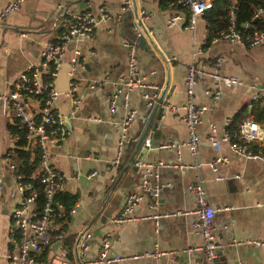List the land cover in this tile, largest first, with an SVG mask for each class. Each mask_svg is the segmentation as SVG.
Instances as JSON below:
<instances>
[{
  "label": "crops",
  "instance_id": "crops-1",
  "mask_svg": "<svg viewBox=\"0 0 264 264\" xmlns=\"http://www.w3.org/2000/svg\"><path fill=\"white\" fill-rule=\"evenodd\" d=\"M7 1L0 0V10ZM123 1L22 0L20 7L0 23V91H7L29 63H37L41 49L57 35L60 26L53 25V18L60 8L67 7L74 13L88 10L97 20L89 40L66 46L54 80L59 96L53 109L65 116L68 132L59 147L47 145L48 162L64 175L63 191L76 196L74 212L69 214V221L64 223L65 233H62L72 235L70 258L57 239L60 256H49L50 244L57 241L50 240L48 246L38 252V260L43 264H75V256L78 257L75 244L80 243L82 237L80 239L79 236L85 232L89 234L85 256L90 259L97 255L103 239L108 241V255H132L153 250L167 252L156 258L139 257L107 264H206L202 238L189 227L195 219L193 214L154 217L178 210L190 211L194 207V199L187 191V185L200 178L205 198L215 209L212 229L218 248L213 264H264V167L258 161L236 155L225 142H220L217 152L205 142L210 124L219 138L225 130L226 120L234 123L236 116L242 120L250 116L254 90L264 86V43L244 46L219 38L204 46L207 28L203 16L197 18L192 29L180 24L167 27L166 18L172 10L168 0H134L140 21L136 24L141 33L133 30L136 19L131 7L127 11L132 23L130 30L138 40L144 39L146 47H139L136 41V64L144 75V82L152 88L127 91L125 106L122 104L123 94L118 95L111 111L109 95L126 70L123 42L127 36L122 27L124 13H120ZM102 11L110 17L119 16L120 21L99 19ZM149 40L167 60L169 83L163 99L171 104H182L185 100L183 80L191 63L197 67L204 66L208 72L235 76L240 83L216 86L209 76L199 75L193 86L192 101L196 105H204L205 109L196 126L202 143L195 153L190 154L184 145L188 132L181 120V111H177L159 116L157 133H152L154 145H157L140 160L134 159L124 170L134 141L153 108H149L142 92L158 91L159 95L166 77L165 64ZM72 49L78 50L79 55L78 65L70 73L68 59ZM217 57L221 60L214 67L213 61ZM70 82L78 100L72 114L70 102L63 95ZM214 87L218 88L217 96H206L205 89ZM27 107L31 116L37 114V101L28 100ZM129 109L135 111L125 131L129 141L122 145L118 155L117 124ZM14 119L17 118L0 111V264H9L5 253L16 248L11 236L10 214L21 200L12 175L2 161L3 154L16 140H11L16 134L9 133L6 128L14 123ZM64 141L66 148L62 149ZM260 142L264 143V140ZM164 143L169 144L170 149L162 147ZM216 154L225 158L217 165V171L223 176L218 180L215 179L216 172L207 165ZM116 157L118 163L114 165ZM35 160L32 157L30 161ZM177 160L196 166L184 171L173 167L157 168L156 178L145 172L144 165ZM149 168L155 173L153 167ZM143 178L148 181L147 187L157 185L159 188L154 203L151 205L150 200H142L136 204L134 216L144 217L142 219L115 222L124 195L138 190ZM56 227L51 222L50 233ZM187 248L192 249L187 253Z\"/></svg>",
  "mask_w": 264,
  "mask_h": 264
},
{
  "label": "built area",
  "instance_id": "built-area-1",
  "mask_svg": "<svg viewBox=\"0 0 264 264\" xmlns=\"http://www.w3.org/2000/svg\"><path fill=\"white\" fill-rule=\"evenodd\" d=\"M172 7L171 13L166 18V26L172 27L182 25L187 29L194 28L198 17L210 10L213 6V0H168ZM22 3V0H8L0 10V23L12 12L16 11ZM131 7V0H124L120 8V13L127 12ZM234 9L232 6L228 13L229 28L227 31H220L210 41L223 39L233 44L254 46L259 43H264V34L255 33L252 36L243 37L235 28ZM104 11V10H103ZM102 11L101 20L113 19L120 21L119 16L110 17ZM252 17L259 19L264 17V9L257 7L252 12ZM97 23L96 18L88 10L72 12L67 7H62L59 13L53 18V25L59 24V29L55 38L45 44L41 49L38 61L36 64L29 63L24 70L10 84L7 91H0V111L3 114H11L19 120V126L25 128V143L17 145L18 138L12 137L15 140L11 147L3 154L2 161L7 170L12 175L15 189L21 194V200L16 205L10 214L11 218V236L14 232L19 234V241L15 244L16 248L5 253V259L9 264H43L37 258L38 252L48 246L50 243V224L55 215L57 205L52 203L53 195L63 191L64 175L54 170L51 166H45L48 160L47 145L59 147L65 135L68 132L66 126V118L61 113L53 109L56 99L59 96L58 91L54 87V80L60 68L61 57L66 51V46L72 42L81 40H89L93 35L94 27ZM133 30L140 32L136 22L133 23ZM141 33V32H140ZM137 37V35L135 34ZM245 42V43H244ZM204 43V42H203ZM126 57L125 74L120 77L116 83L115 89L109 95L108 106L112 111L118 95L123 94L122 104L125 106V94L133 88L148 90L151 85L144 82V75L138 71L135 50L136 41L125 40L123 42ZM79 52L76 49L71 50V55L68 59L70 73H72L78 65ZM221 58L217 57L213 61V66L216 67ZM205 74L209 76L216 86L237 85L240 81L235 76H226L217 73L216 71L208 72L204 66L197 67L193 63L186 68L185 77L183 80L185 100L182 104H171L164 99L158 104L159 115L173 114L181 111V120L188 132V140L184 144L190 154H194L197 146L202 143V140L196 133V126L200 122V116L205 109L204 105H196L192 101L193 86L198 80V76ZM74 86L70 82L68 89L63 92V95L69 100L71 105L70 114L73 113L77 106L78 100L73 94ZM205 95L215 98L218 94V88L212 90L205 89ZM157 93L142 92V97L146 100L149 108L157 102ZM264 99V86H259L254 90L252 100ZM33 99L37 101L38 111L36 115L31 116L28 113L27 101ZM134 110H127V113L119 120L117 152L125 142L129 141L126 136V128L134 116ZM230 120H226V126ZM209 134L205 142L209 143L215 152L219 150L220 142H225L227 147L236 155L246 160L258 161L264 167V154L252 152L246 147V143L252 141L264 140V129L253 120L252 116L243 119L237 126V140L231 141L230 135L224 130L219 138L214 134V126L209 125ZM147 144V141H145ZM162 147L170 149L167 143L162 144ZM13 148H22L30 150V160L32 157L37 158L33 172L26 178L16 170L17 160L11 153ZM32 156V157H31ZM88 158V157H87ZM177 159H179L177 157ZM225 158L216 154L208 162V167L213 172H216L215 179H223L220 172L217 171V165L224 162ZM118 158L116 157L113 164L117 165ZM136 166H139L138 164ZM145 172L156 178L157 168H176L179 171L195 168L193 164H187L177 160L176 162L158 161L154 166L144 165ZM37 167V168H36ZM149 167H153L155 173H152ZM36 169V170H35ZM150 169V172H148ZM92 175V174H90ZM89 175V176H90ZM35 179L41 186L42 203L38 202L39 192L37 188L29 180ZM148 181L143 178L138 186V190H133L126 193L123 197L122 206L119 210L115 222L123 223L129 220L142 219L144 217L134 216V207L142 200H150L151 205L154 203L158 194V186L152 185L147 187ZM2 187V178L0 176V189ZM187 191L194 199V207L190 211L178 210L175 213L157 214L155 218L163 215L172 214H193L195 219L190 222V230L198 234L203 241L202 249L206 257V264H213L215 251L218 245L214 241L212 221L215 213L208 201L205 198L202 181L196 178L187 185ZM149 197V199H148ZM74 212V208L69 210V214ZM78 243L75 244V251L78 254L82 264H107L115 261L133 260L139 257L156 258L167 252L153 250L151 252H143L132 255H108V241L102 240L97 255L90 259L85 256L87 250L86 240L89 234L82 232ZM256 243V242H255ZM192 248H187L186 252H190ZM241 264V263H238Z\"/></svg>",
  "mask_w": 264,
  "mask_h": 264
},
{
  "label": "trees",
  "instance_id": "trees-1",
  "mask_svg": "<svg viewBox=\"0 0 264 264\" xmlns=\"http://www.w3.org/2000/svg\"><path fill=\"white\" fill-rule=\"evenodd\" d=\"M167 0H165L166 2ZM232 6L234 9V21L235 28L239 31L240 35L243 37L252 36L255 33L264 34V17L256 19L252 17V12L255 8L260 7L264 9V0H213V6L210 10L203 14V18L206 22L207 36L205 39V44H208L211 38L215 37L220 31H227L229 28L228 23V13ZM122 27L127 39L132 41H137L138 37L132 34L130 30L132 28V23L130 21L129 12L124 13V18L122 20ZM245 43V42H244ZM244 46H247L246 44ZM250 115L253 120L256 121L259 126L264 129V99L258 98L252 100ZM242 121L236 116L234 118V123L230 122L225 126V131L230 135L231 141L237 140V126ZM7 130L11 134H16L19 144L25 143L24 135L25 128L19 126V120L14 119V123L7 125ZM246 147L252 152L264 154V143L260 141H252L246 143ZM11 153L17 160L16 170L18 173L26 178L31 172H33L38 160L31 163L30 161V150L22 148H13ZM37 188L39 192L38 202L42 203L41 186L37 183L35 179L29 180ZM52 203L57 205L55 208V215L52 220V226H57L54 231L50 233L51 240L60 239L61 247L66 252V256L70 258L69 247L72 241V235L62 234L65 233L64 223H67L70 219L69 210L74 208L76 203V196L69 194L67 192L61 191L53 195ZM12 241L17 243L19 241V234L17 232L13 233Z\"/></svg>",
  "mask_w": 264,
  "mask_h": 264
},
{
  "label": "water",
  "instance_id": "water-1",
  "mask_svg": "<svg viewBox=\"0 0 264 264\" xmlns=\"http://www.w3.org/2000/svg\"><path fill=\"white\" fill-rule=\"evenodd\" d=\"M135 1L132 0V4H131V10L133 13L134 18L136 19V23L139 24L140 21L137 17V8L136 5L134 3ZM138 26V25H137ZM150 43L153 44L152 40H149ZM138 46L141 48L145 47V43H144V39L140 38L138 40ZM153 47L155 49V51L160 55V59L164 62L165 64V70H166V77H165V81L163 84V87L158 95L157 98V102L153 105L152 111L150 113V116L148 117V119L146 120V122L144 123L143 129L140 132V134L136 137V140L134 141V145H133V149L131 151V154L127 160V164L124 168V170L129 166V164L134 160H140L141 157L148 152L151 148L155 147L156 145H154V141H153V132L157 133L156 130V120H158L160 117L159 115V110H158V104L160 103V101H162L165 92L167 90L168 87V83H169V73H168V64H167V60L164 58V56L158 52L156 46L153 44ZM146 48V47H145ZM153 118L155 119V121H153ZM145 141H147V144L145 143ZM66 148V141L63 142L62 145V149ZM49 162L48 160L45 162V166H49ZM132 169H134L133 166H130ZM96 217V214L93 216L91 222L94 220V218ZM90 222V223H91ZM90 225V224H89ZM88 228V227H87ZM87 228H85L84 230H86ZM60 242L54 241L52 244H50L49 248H50V252H49V256L51 257L52 255H57L60 256L61 252H60V248H59ZM75 264H82L81 261L79 260V258L77 256H75Z\"/></svg>",
  "mask_w": 264,
  "mask_h": 264
}]
</instances>
